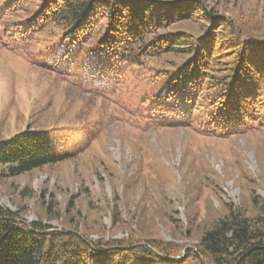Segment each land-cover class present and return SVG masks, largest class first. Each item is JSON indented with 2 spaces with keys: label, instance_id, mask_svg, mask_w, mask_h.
Masks as SVG:
<instances>
[{
  "label": "rangeland",
  "instance_id": "obj_1",
  "mask_svg": "<svg viewBox=\"0 0 264 264\" xmlns=\"http://www.w3.org/2000/svg\"><path fill=\"white\" fill-rule=\"evenodd\" d=\"M203 2L244 38L264 36V0ZM202 16L169 30L202 39L212 27V18ZM2 32L0 27V140L28 127L53 129L56 149L79 150L16 177L0 174V203L25 221L58 230L74 222L93 239H164L186 256L228 204L254 212L264 203V131L208 136L146 114L144 96L165 92L171 72L164 70L186 54L132 65L102 93L90 70L67 56L14 52L1 45ZM116 190L123 216L117 224Z\"/></svg>",
  "mask_w": 264,
  "mask_h": 264
},
{
  "label": "trees",
  "instance_id": "obj_2",
  "mask_svg": "<svg viewBox=\"0 0 264 264\" xmlns=\"http://www.w3.org/2000/svg\"><path fill=\"white\" fill-rule=\"evenodd\" d=\"M209 9L203 0H0L1 45L47 58L67 56L90 70L102 93L132 65L165 53L186 54L164 70L171 72L165 92L144 96L146 114L208 136L264 131V36L244 38L238 26ZM202 14L212 18L202 39L169 30ZM54 132L28 127L1 139L0 174L16 177L76 156L72 145L56 149ZM118 193L115 224L123 217ZM227 209L196 249L171 259L183 255L171 241L147 239L149 247L132 237L93 239L74 222L61 230L41 221L29 226L21 213L0 203V264H264V203L254 212L233 204ZM52 210L50 202L49 216Z\"/></svg>",
  "mask_w": 264,
  "mask_h": 264
},
{
  "label": "water",
  "instance_id": "obj_3",
  "mask_svg": "<svg viewBox=\"0 0 264 264\" xmlns=\"http://www.w3.org/2000/svg\"><path fill=\"white\" fill-rule=\"evenodd\" d=\"M25 223L27 224V225H31L29 222H27V221H25ZM49 230H45V231H43V232H48ZM142 245H146V246H149L150 247V244L149 243H147V242H143V243H141ZM152 250L153 251H155V252H157L154 248H152ZM158 253V252H157ZM184 255V254H183ZM169 258H171V259H181V258H183V256H176V257H169ZM203 260H204V258H202Z\"/></svg>",
  "mask_w": 264,
  "mask_h": 264
}]
</instances>
